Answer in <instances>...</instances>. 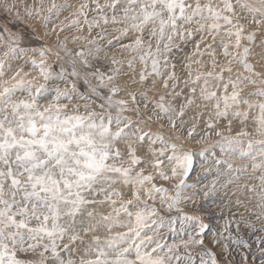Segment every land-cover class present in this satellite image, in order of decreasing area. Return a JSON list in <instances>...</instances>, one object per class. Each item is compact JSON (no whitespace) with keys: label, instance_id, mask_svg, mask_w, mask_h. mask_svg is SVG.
Instances as JSON below:
<instances>
[{"label":"snow or ice","instance_id":"snow-or-ice-1","mask_svg":"<svg viewBox=\"0 0 264 264\" xmlns=\"http://www.w3.org/2000/svg\"><path fill=\"white\" fill-rule=\"evenodd\" d=\"M0 264H264V0H0Z\"/></svg>","mask_w":264,"mask_h":264}]
</instances>
